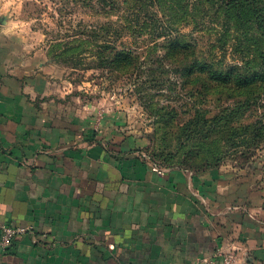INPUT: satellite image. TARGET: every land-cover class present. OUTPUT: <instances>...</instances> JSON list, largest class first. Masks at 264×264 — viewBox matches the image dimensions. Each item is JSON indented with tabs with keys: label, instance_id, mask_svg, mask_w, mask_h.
<instances>
[{
	"label": "crops",
	"instance_id": "obj_1",
	"mask_svg": "<svg viewBox=\"0 0 264 264\" xmlns=\"http://www.w3.org/2000/svg\"><path fill=\"white\" fill-rule=\"evenodd\" d=\"M33 34L0 23V220L30 227L0 264H264V159H148L125 116L70 95Z\"/></svg>",
	"mask_w": 264,
	"mask_h": 264
},
{
	"label": "rangeland",
	"instance_id": "obj_2",
	"mask_svg": "<svg viewBox=\"0 0 264 264\" xmlns=\"http://www.w3.org/2000/svg\"><path fill=\"white\" fill-rule=\"evenodd\" d=\"M139 7L149 11L135 16ZM0 8V16L34 32L38 58L70 95L125 116L148 159L199 167L216 154L208 147L242 163L264 159V34L251 7L227 9L222 0H0ZM153 13L186 47L169 51V36L156 38ZM124 48L136 49V69L101 65L100 50L113 58ZM229 72L228 80L219 77ZM219 116L223 123L204 138L208 119Z\"/></svg>",
	"mask_w": 264,
	"mask_h": 264
},
{
	"label": "trees",
	"instance_id": "obj_3",
	"mask_svg": "<svg viewBox=\"0 0 264 264\" xmlns=\"http://www.w3.org/2000/svg\"><path fill=\"white\" fill-rule=\"evenodd\" d=\"M225 3V7L228 9V7H231L233 5L236 6V8H245V7H251L253 14L257 20V25L258 28L262 31V33L264 34V0H222ZM112 6H116V2L112 1L111 2ZM141 6V5H140ZM149 10L145 11L148 12ZM144 12V8L139 7L138 11L134 12L135 16H139ZM156 14L153 13L150 14L148 17L151 18V21L149 22L153 28L155 29H161V31L156 35L157 37H167L169 36V40L168 43L165 45L166 48H168L169 51H176L178 48L180 47H186L185 44H180L179 42L177 43V39L174 40V38H172V32H174L175 28H173L171 25L164 23L158 16H155ZM146 21H136L134 23V25L140 24L142 23V25L145 24V26H148V23ZM117 24V23H116ZM118 26H122L125 27L127 26L126 23H118ZM165 30H170L169 32H163ZM158 31V30H156ZM117 33V32H116ZM170 33V34H169ZM84 34H88V33H84ZM91 35V34H90ZM93 36V35H91ZM96 37L94 36L93 41H95ZM108 42V41H107ZM174 45V46H173ZM157 46H163L162 44H156ZM104 50H111L115 49V47L110 46V45H104ZM103 49L100 50L99 52V59L101 61V65L108 67L109 65H113L114 68L118 71H121L123 69H127V70H131V69H136L139 66V59L138 56H136L135 54V50H131L130 48H124L121 49V51H117L114 53L113 58H110V55L104 53ZM71 58V57H70ZM223 79L228 80V78H230V72L228 74H225L224 76H219ZM220 121H219V120ZM206 121V120H205ZM224 121V117L223 116H219V117H215V118H209L208 119V133L205 134L204 138L208 137V140L213 136L214 129L217 127L216 124L217 122H222ZM221 127V126H220ZM187 128H190L189 126H187ZM214 132V133H213ZM257 135V134H256ZM227 147V146H226ZM208 152L210 154H212L211 152H216L214 158L208 159V163L201 165L199 167L196 166H190V167H196V168H202V167H208V166H213L216 165L218 163H220L221 161L228 159L225 158L223 155L226 153L225 150L220 149L219 147L216 148H212V147H208ZM213 157V156H212ZM156 161H160L166 165H172V164H178V165H182L184 163L175 161V159H170V158H165V160H160L159 158H154ZM184 166H187L184 164Z\"/></svg>",
	"mask_w": 264,
	"mask_h": 264
},
{
	"label": "built area",
	"instance_id": "obj_4",
	"mask_svg": "<svg viewBox=\"0 0 264 264\" xmlns=\"http://www.w3.org/2000/svg\"><path fill=\"white\" fill-rule=\"evenodd\" d=\"M29 230L28 226H16L0 220V252L7 251L20 235Z\"/></svg>",
	"mask_w": 264,
	"mask_h": 264
},
{
	"label": "water",
	"instance_id": "obj_5",
	"mask_svg": "<svg viewBox=\"0 0 264 264\" xmlns=\"http://www.w3.org/2000/svg\"><path fill=\"white\" fill-rule=\"evenodd\" d=\"M0 23H6V16H0Z\"/></svg>",
	"mask_w": 264,
	"mask_h": 264
}]
</instances>
